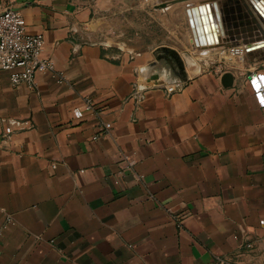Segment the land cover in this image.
I'll return each mask as SVG.
<instances>
[{
  "label": "crops",
  "instance_id": "obj_1",
  "mask_svg": "<svg viewBox=\"0 0 264 264\" xmlns=\"http://www.w3.org/2000/svg\"><path fill=\"white\" fill-rule=\"evenodd\" d=\"M219 2L225 25L240 13L264 27L250 0ZM111 3L0 0L42 34L43 56L65 78L38 73L30 88L0 70V264L260 262L264 100L247 78L264 75V50L239 53L264 34L230 43L220 34L206 55L237 42L234 61L218 54L192 73L181 57L186 76L174 79L162 63L150 66L164 55L158 48L172 47L143 44ZM143 28V39L166 37ZM85 97L94 111L77 120ZM100 121L111 126L94 140Z\"/></svg>",
  "mask_w": 264,
  "mask_h": 264
},
{
  "label": "built area",
  "instance_id": "obj_2",
  "mask_svg": "<svg viewBox=\"0 0 264 264\" xmlns=\"http://www.w3.org/2000/svg\"><path fill=\"white\" fill-rule=\"evenodd\" d=\"M44 39L42 34H31L26 31L21 14L11 8H0V70L8 74L9 81L12 85L26 84L32 88L35 85V76L38 73L51 74L59 84L65 81L63 73L55 68L52 59L43 56ZM235 47V46H234ZM231 47V50L233 51ZM239 49L233 51L238 53ZM247 49L241 50L239 57L244 59L243 54ZM219 73L221 71L219 70ZM264 75L262 76L256 70H250L247 82L254 94H259L264 100ZM94 111V105L89 97L83 99L82 107L73 109V117L77 120L83 118L84 112ZM21 129L32 127L29 120L20 122ZM111 124L109 122H99L98 131L92 139H98L106 135ZM133 160H129L126 167H132ZM10 216H6L3 227L11 224ZM261 225L264 227V220ZM249 247V245L247 246ZM222 263V262H221Z\"/></svg>",
  "mask_w": 264,
  "mask_h": 264
},
{
  "label": "rangeland",
  "instance_id": "obj_3",
  "mask_svg": "<svg viewBox=\"0 0 264 264\" xmlns=\"http://www.w3.org/2000/svg\"><path fill=\"white\" fill-rule=\"evenodd\" d=\"M112 10V16L116 17L122 27L127 30L134 37H138L143 44L157 45L168 44L174 48L184 61L188 62L189 71L192 73L200 70V65L205 62H210L214 56L225 57L226 59H232L234 61L235 55L232 54L231 48H221L213 50L209 55H200L191 44V36L187 35V24L182 15V10L195 3V0L179 1L171 3L162 8L154 6V0H110ZM150 24L152 30L158 35L162 32L165 34V38H153L143 39L141 31L143 23ZM171 32L178 34V38H170ZM173 33V34H174ZM184 36V37H182ZM158 37V36H156ZM229 50V52H228ZM222 53V54H220ZM261 255L263 256L260 262L255 264H264V246L262 248Z\"/></svg>",
  "mask_w": 264,
  "mask_h": 264
},
{
  "label": "water",
  "instance_id": "obj_4",
  "mask_svg": "<svg viewBox=\"0 0 264 264\" xmlns=\"http://www.w3.org/2000/svg\"><path fill=\"white\" fill-rule=\"evenodd\" d=\"M179 1H186V0H157L159 5L155 6L157 8L165 7L168 4L176 3ZM231 2L232 0H227ZM237 2V0H234ZM252 7L254 8L258 18L262 21L264 25V9L261 7L263 4V0H250ZM219 0H206L202 3L194 5L187 9V15L189 24L191 27V31L193 34V40L197 44H205L206 39L212 40L214 38L216 40V31L218 34H225L228 38L225 40L227 43L233 40H242L246 37L252 36L253 32L257 29L261 34H264V27L261 26H251L250 21L247 19V14H238L239 22L227 23L225 25L224 18L220 13V17L217 13V6H219ZM258 6V7H257ZM239 8L237 7V10ZM217 17V18H216ZM235 16H232L234 19ZM245 18V20H242ZM217 21H216V20ZM226 19L229 21V17L227 16ZM231 28H234L231 30ZM220 41V40H219ZM232 44H228L231 47L237 45V42H231ZM222 44V43H221ZM263 49L264 50V41L261 43H257L251 46H248L247 52L250 54L251 52L255 51V49ZM158 51H163V54L155 55V61L150 64L153 66L157 63H162L165 66L164 72H168L169 76H174V79H183L186 76L185 73V65L184 61L182 60L180 54L173 48L162 46L157 49ZM220 82L223 87H230L233 83V75L231 72L226 71L223 72L220 76Z\"/></svg>",
  "mask_w": 264,
  "mask_h": 264
},
{
  "label": "bare ground",
  "instance_id": "obj_5",
  "mask_svg": "<svg viewBox=\"0 0 264 264\" xmlns=\"http://www.w3.org/2000/svg\"><path fill=\"white\" fill-rule=\"evenodd\" d=\"M154 2V6H157V5H159V3L157 2V0H154L153 1ZM199 3H202V2H199ZM198 3V4H199ZM197 5V4H196ZM192 6H194V5H192ZM192 6H189V7H186L185 8V14H186V9H189L190 7H192ZM258 7V6H257ZM261 7L264 9V0H263V4L261 5ZM217 13H218V16L220 17V11H219V6H217ZM255 11V10H254ZM256 13V12H255ZM217 18V17H216ZM216 20V19H215ZM217 21V20H216ZM216 36H217V38H216V40L214 39V38H212V40H209V39H206V41H205V44H200L199 42H197V44L195 43V41L193 40V37L191 36V38H190V40H191V44H192V46L197 50V52H199L201 55H206L207 53H208V50H209V47H212L213 45L212 44H215L216 42H218L219 40L218 39H220V34H218L217 33V31H216ZM221 40V39H220ZM214 42V43H213ZM219 43H220V41H219ZM220 45H222V44H220Z\"/></svg>",
  "mask_w": 264,
  "mask_h": 264
},
{
  "label": "snow or ice",
  "instance_id": "obj_6",
  "mask_svg": "<svg viewBox=\"0 0 264 264\" xmlns=\"http://www.w3.org/2000/svg\"><path fill=\"white\" fill-rule=\"evenodd\" d=\"M262 102H264V101H262Z\"/></svg>",
  "mask_w": 264,
  "mask_h": 264
}]
</instances>
